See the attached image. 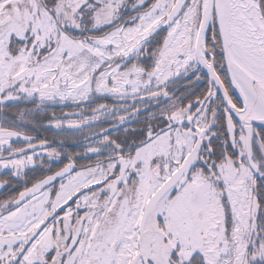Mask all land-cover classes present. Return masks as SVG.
<instances>
[{
  "label": "snow or ice",
  "instance_id": "1",
  "mask_svg": "<svg viewBox=\"0 0 264 264\" xmlns=\"http://www.w3.org/2000/svg\"><path fill=\"white\" fill-rule=\"evenodd\" d=\"M68 102L140 127L81 164L24 130ZM0 170V264H264V0H0Z\"/></svg>",
  "mask_w": 264,
  "mask_h": 264
},
{
  "label": "trees",
  "instance_id": "2",
  "mask_svg": "<svg viewBox=\"0 0 264 264\" xmlns=\"http://www.w3.org/2000/svg\"><path fill=\"white\" fill-rule=\"evenodd\" d=\"M21 107H34L31 102H24L20 105ZM46 112L41 113L38 119L41 121V123L44 125L43 127L33 129L30 125L24 126V130L29 131L31 134H38L39 136L46 137L47 139L53 141L56 145H59L60 140H63V152L67 154L68 147H72L71 144L75 143L77 140L76 135H78L79 132L77 131H71L67 130L66 128L62 130L54 129L53 127L48 126V120L52 117V114L55 113V116L61 119H71V115L73 112L79 111V108L76 105L73 104H54V105H46ZM81 107H84V105H81ZM10 118H12V114H9ZM79 138V135H78ZM66 156L63 157V162L66 163ZM46 164H48V160H46ZM51 166L53 169L62 166L61 161H54L51 163ZM43 168H46L43 167ZM37 169L34 172H28V183L27 186H31V182H33L35 179H39L42 175L47 174V169ZM11 177L12 181V187L16 188L17 191H22L25 187V180H17L13 176Z\"/></svg>",
  "mask_w": 264,
  "mask_h": 264
},
{
  "label": "flooded vegetation",
  "instance_id": "3",
  "mask_svg": "<svg viewBox=\"0 0 264 264\" xmlns=\"http://www.w3.org/2000/svg\"><path fill=\"white\" fill-rule=\"evenodd\" d=\"M131 2H132V0H128L129 5L131 4ZM129 11H131L130 8H129ZM132 14H134V13H132ZM187 87H189V86L187 85L186 81L178 83L175 86L176 94L177 95H180V93L185 92V89ZM203 87H204V85H203V83H201L198 86H196L194 89H192V91H196L197 93H199V91L202 90ZM187 94L188 93L185 92V95H187ZM99 102L100 103H106V104H109V105L123 103L121 101L114 100L111 97H109L107 99H101ZM87 112H88L89 115L92 114L88 110H87ZM103 121H104V124H103L104 126H103L102 129H107V130L115 129V128H113V123L114 122L110 118L109 119H105ZM139 127H140V125H138L137 122H136V119L133 118L130 121H128L125 125H121L119 132L114 131V132H112L110 134L113 135V136L120 135L121 137H123V135H124V132H123L124 128H128L129 129V133L131 134V129L132 128H139ZM102 129L98 133L93 134V135L89 136L88 138L93 137V136L101 133L102 132ZM32 135L35 136L37 139L46 138L45 136L42 137V136H39L38 134H32ZM88 138H84V137L83 138H80L75 143L71 144L72 147H68V149H67V152L68 153L75 152V153H79L80 154L79 157H78V160H79V163H81V164H87V163H90V162H92V161H94L96 159L95 155H93V154H84L85 147L88 144L95 143V141L98 140V139H96V140L91 141V142H88V143H81L82 141H84L85 139H88ZM49 141L52 142L53 146H58L53 141H51V140H49ZM10 176L11 175H10V172L9 171H6V172L0 171V180H4V179H10L11 180V177ZM17 192H18L17 189L14 188V187H12V184L9 185V186H5L4 188H0V200H3V199L7 198L10 195H15V194H17Z\"/></svg>",
  "mask_w": 264,
  "mask_h": 264
},
{
  "label": "rangeland",
  "instance_id": "4",
  "mask_svg": "<svg viewBox=\"0 0 264 264\" xmlns=\"http://www.w3.org/2000/svg\"><path fill=\"white\" fill-rule=\"evenodd\" d=\"M113 99V98H112ZM115 100V99H114ZM128 103H131V101H128ZM66 104H73V103H71V102H68V103H66ZM73 105H75V104H73ZM77 106V105H76ZM92 107H95V104H93L92 105ZM78 112L79 111H75V112H73V114L71 115V119H79V116H78ZM85 115H89L88 114V112H87V110H85ZM91 115V114H90ZM103 120H105V118H101L99 121H96V122H93L92 124H90V125H86V126H84L81 130H74V129H68L66 126H65V128L67 129V130H71V131H77V132H79L78 133V135H79V138H78V135H76V139H80V138H88L89 136H91V135H93V134H96V133H98L102 128H103V124H104V121ZM54 128V127H53ZM54 129H56V128H54ZM59 131L60 130H62V129H58ZM45 159V161L46 160H48V158L47 157H45L44 158ZM56 161V160H55ZM54 162V160H48V164H51V163H53ZM47 165V164H46ZM45 165V166H46ZM37 169L39 170V169H41V168H43V167H41V166H39V165H37ZM43 169H47V168H43ZM0 171H2V172H6V171H9L10 172V170H0ZM26 172H34V171H32V170H26ZM15 179H17V180H23V179H18V178H16V177H14Z\"/></svg>",
  "mask_w": 264,
  "mask_h": 264
},
{
  "label": "water",
  "instance_id": "5",
  "mask_svg": "<svg viewBox=\"0 0 264 264\" xmlns=\"http://www.w3.org/2000/svg\"><path fill=\"white\" fill-rule=\"evenodd\" d=\"M114 131H116V129H110V130H108V133L110 134V133H112V132H114ZM102 134H103V133L101 132V133H99V134H97V135H95V136H93V137H90V138H88V139H85V140L82 141L81 143H88V142L94 141V140H96V139H99L100 136H101Z\"/></svg>",
  "mask_w": 264,
  "mask_h": 264
}]
</instances>
